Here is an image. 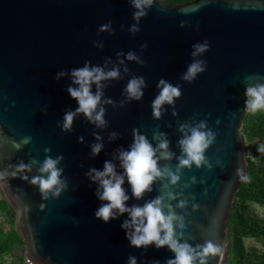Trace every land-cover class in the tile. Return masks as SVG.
<instances>
[{
  "label": "water",
  "instance_id": "95a60500",
  "mask_svg": "<svg viewBox=\"0 0 264 264\" xmlns=\"http://www.w3.org/2000/svg\"><path fill=\"white\" fill-rule=\"evenodd\" d=\"M134 11L132 0H0V170L11 174L21 162L32 165L31 171L0 181V189L16 212L24 255L33 264H127L130 256L137 264H166L174 259L167 246L132 247L122 228L130 219L127 213L115 212L108 223L95 217L106 202L97 197L102 189L88 173L102 171L106 161L116 175L124 176L126 207L162 197L164 205L183 217L184 228L175 227V239L193 248L206 241L220 246L221 253L209 257L207 264H220L224 255L227 222L242 183L237 169L247 172L240 129L247 114L246 87L255 82L248 78L260 77L264 83V0H194L183 5L153 0L139 21ZM108 23L110 28L101 32ZM132 25L139 31L132 33ZM204 41L208 50L194 57V46ZM129 52L137 59L129 60ZM198 60L205 62V71L192 82L182 80ZM85 63L105 73L119 71L117 78L100 81L99 88L91 85L93 94L102 93L97 112L104 109L105 126L77 114L71 130L64 131L65 113L78 108L67 91L78 87L71 70ZM61 72L65 74L57 78ZM134 77L145 82L139 101H130L126 94ZM162 79L179 84L182 95L172 105H162L156 119L152 103ZM109 99L112 104L104 102ZM200 121H207L216 134L205 152L206 162L176 173L182 156L178 141L185 135L180 125L195 127ZM134 129L154 148L158 141L153 134H166L161 138L169 141L173 157L159 159L157 151L158 167L179 176L174 185L166 175L158 178L140 199L132 195L119 159L121 151L131 149ZM112 133L117 135L113 138ZM25 138L29 142L23 143ZM94 144L102 145L95 156ZM46 156L64 157L57 167L63 169L61 180L68 182L59 196L49 193L48 199L30 183L41 175ZM182 201L185 207H177Z\"/></svg>",
  "mask_w": 264,
  "mask_h": 264
},
{
  "label": "clouds",
  "instance_id": "9594fccd",
  "mask_svg": "<svg viewBox=\"0 0 264 264\" xmlns=\"http://www.w3.org/2000/svg\"><path fill=\"white\" fill-rule=\"evenodd\" d=\"M152 4L153 0H132V6L135 9L133 18L139 21L141 17L147 16L148 13L145 9L150 8ZM110 26V23L104 24L101 26L100 31H107ZM183 26L184 23L182 22L181 27ZM130 31L136 33L139 31V28L136 25H132ZM146 47L147 44L142 45V48ZM208 47V41L195 45L192 53L193 56L195 57L206 52ZM127 58L129 60L137 59L132 52L127 54ZM205 67L204 61H194L181 79L192 82L198 73L205 71ZM64 74V72L59 73L57 78ZM71 75L73 77V84L78 87H69L67 91L78 102V108L74 112L68 111L65 113L62 125L63 130H71L74 117L77 114H83L90 122L96 124L97 127L105 126L103 119L104 109L100 108L97 112V106L101 102L102 93L98 90L93 94L91 85L95 83L99 88L100 81L117 78L119 71L113 69L105 73L100 67L90 68L88 63H85V66L82 68L72 69ZM248 79L255 80V82L246 87L245 95L247 99L245 101V111L248 113L264 111V83L259 82L260 77H249ZM144 86L145 82L142 77L131 79L126 87L128 99L130 101L142 99V88ZM157 87L161 90L152 103V110L153 116L159 119L161 117L160 109L162 105H172L174 99L179 98L182 93L179 84L173 86L163 79L159 81ZM104 102L107 104L113 103L110 99ZM186 129L187 132L185 131ZM205 129L207 130L205 131ZM179 130L184 132L185 135L178 141L182 156L177 158L176 173L182 168H191L193 164L199 168L202 163L206 162V150L216 140V134L208 128L207 121H200L195 127L182 124ZM188 132H190V135ZM116 135V133L111 134L113 138ZM133 135L134 143L131 149L129 151H121L119 155L128 184L131 186L132 195L136 199L142 198L146 192L152 190L153 182L165 175L170 177L173 185L176 184L179 179L176 173L166 166L163 169L158 167L157 151L160 152L159 159L170 160L173 157V153L168 150L169 141L166 138H161L165 137L166 134H153V139L158 141L155 148L144 135L138 134L137 130H133ZM80 139L82 141L83 138ZM96 139L100 140V137L96 136ZM29 140L30 138H25L23 143H27ZM101 148V144L92 145V155H98ZM45 151L50 152L51 149L46 148ZM258 151L264 152V145H260ZM63 159V156H57L56 158L46 156L39 167L41 175L32 177L30 181L33 186H38L44 199H48L49 193H52L53 196H59L61 191L68 187L67 178L61 180L63 169L57 167ZM33 163L40 162L33 161ZM9 167L14 166L10 165ZM31 167V164L26 165L21 162L18 166H15V170L11 174H9L8 170H0V181H4L6 178H17V173H23L26 170L31 171ZM237 175L240 181L248 182L249 177L243 170L237 169ZM88 176L94 182L99 183L102 192L98 189L96 195L101 201L106 202L97 209L95 217L104 223H108L111 219L116 218L115 212H118L120 215L127 213L130 219L123 222L122 228L125 229L126 238L132 247L139 249L154 244L159 249L167 246L174 253V259H168L166 264H195L197 260L199 264H207L209 257H216L221 253V247L211 241H206L203 245L193 248L188 243H181L175 239V227L184 228L183 217L177 216L171 205H164L162 197H156L146 202L143 206L133 205L130 208L126 207V201H128L129 197L122 187L124 176L116 175L114 165L111 162L106 161L102 171L90 169ZM19 178L24 181L28 180V177L23 175ZM169 198L175 199L171 193H169ZM185 204L186 202L182 201L177 207L183 208ZM165 207L168 208L167 214L164 211ZM196 207V205L193 206L194 210ZM27 264H33V261L29 259ZM127 264H137L136 257L130 256ZM152 264H159V261H153Z\"/></svg>",
  "mask_w": 264,
  "mask_h": 264
},
{
  "label": "rangeland",
  "instance_id": "374dc122",
  "mask_svg": "<svg viewBox=\"0 0 264 264\" xmlns=\"http://www.w3.org/2000/svg\"><path fill=\"white\" fill-rule=\"evenodd\" d=\"M240 135L246 150L248 182L239 187L231 210L229 239L220 264H264V111L246 114ZM3 213L5 209H9ZM4 209V210H3ZM0 264H20L24 243L17 232L16 212L0 189ZM11 244L7 245L9 240ZM20 245V253L14 246Z\"/></svg>",
  "mask_w": 264,
  "mask_h": 264
},
{
  "label": "trees",
  "instance_id": "16d2710c",
  "mask_svg": "<svg viewBox=\"0 0 264 264\" xmlns=\"http://www.w3.org/2000/svg\"><path fill=\"white\" fill-rule=\"evenodd\" d=\"M168 3H170V4H172V5H183V4H186V3H189V2H192V1H194V0H166ZM243 183V182H242ZM241 183V184H242ZM241 186V185H240ZM238 191H239V189H238ZM237 191V192H238ZM236 196V195H235ZM233 207H234V205L232 204V208H231V210L233 209ZM231 218H232V213L230 214V217H229V220H228V222H227V241H228V239H229V232H230V220H231ZM9 240V239H8ZM10 245L11 244V241L9 240L8 242H7V245Z\"/></svg>",
  "mask_w": 264,
  "mask_h": 264
},
{
  "label": "built area",
  "instance_id": "2783aa9c",
  "mask_svg": "<svg viewBox=\"0 0 264 264\" xmlns=\"http://www.w3.org/2000/svg\"><path fill=\"white\" fill-rule=\"evenodd\" d=\"M4 216H3V214L0 212V222L2 221V222H4ZM29 259L24 255V253H22V255H21V262H20V264H27V261H28Z\"/></svg>",
  "mask_w": 264,
  "mask_h": 264
},
{
  "label": "crops",
  "instance_id": "0c3cea01",
  "mask_svg": "<svg viewBox=\"0 0 264 264\" xmlns=\"http://www.w3.org/2000/svg\"><path fill=\"white\" fill-rule=\"evenodd\" d=\"M4 210V209H3ZM10 211V208L9 209H5L4 211H3V213H7V212H9ZM5 216V215H4ZM16 219H17V217H16ZM15 222V225H16V221H14ZM14 248H15V250L18 252V253H20V245L17 243V244H15V246H14ZM22 253H24V252H22ZM22 255V254H21Z\"/></svg>",
  "mask_w": 264,
  "mask_h": 264
}]
</instances>
